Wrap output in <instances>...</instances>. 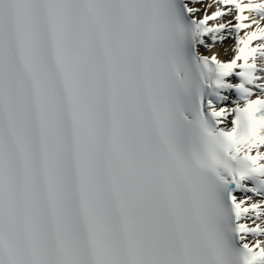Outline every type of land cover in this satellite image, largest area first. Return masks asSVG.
<instances>
[{
  "label": "snow or ice",
  "instance_id": "6c2138e0",
  "mask_svg": "<svg viewBox=\"0 0 264 264\" xmlns=\"http://www.w3.org/2000/svg\"><path fill=\"white\" fill-rule=\"evenodd\" d=\"M215 3L0 0V264H264V0Z\"/></svg>",
  "mask_w": 264,
  "mask_h": 264
},
{
  "label": "bare ground",
  "instance_id": "6f19581e",
  "mask_svg": "<svg viewBox=\"0 0 264 264\" xmlns=\"http://www.w3.org/2000/svg\"><path fill=\"white\" fill-rule=\"evenodd\" d=\"M208 5H211V7H208ZM194 7L198 9V11L194 13L195 17L201 18L204 15L205 10H207V12L211 14V12H213L216 8V3L215 0H203L199 3H194ZM232 18L233 17L229 15L224 17L223 19L230 20ZM213 22L216 23L218 21H213ZM260 24L261 26H264V20L260 21ZM243 33L244 30L241 31V35H243ZM234 45H235L234 35L229 36L224 42L218 43L214 48L210 49L208 51V54L212 55L213 53H215L218 56V58L222 60H227L231 58L233 54L232 48L234 47Z\"/></svg>",
  "mask_w": 264,
  "mask_h": 264
}]
</instances>
